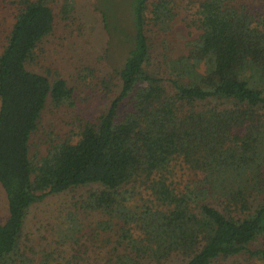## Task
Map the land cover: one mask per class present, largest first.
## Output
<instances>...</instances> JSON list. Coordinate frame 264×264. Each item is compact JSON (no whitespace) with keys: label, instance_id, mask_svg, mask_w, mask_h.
I'll return each instance as SVG.
<instances>
[{"label":"trees","instance_id":"1","mask_svg":"<svg viewBox=\"0 0 264 264\" xmlns=\"http://www.w3.org/2000/svg\"><path fill=\"white\" fill-rule=\"evenodd\" d=\"M118 1L103 0L106 27L118 24L108 20L119 15ZM0 3V185L7 201L0 264H87L114 230L102 264H216L240 254L264 264V16L238 0H187L183 10L198 36L150 70V33H167L180 4L128 0L120 64L100 76L88 65L76 74L112 95L107 108L67 137H48L44 154L31 156L46 106L75 104L64 78L35 69L42 42L56 17L69 27L80 21L73 0ZM176 163L199 173L198 183L178 188ZM89 184L99 188L72 203L50 248L37 261L27 255L21 238L30 208ZM94 213L102 219H81ZM255 242L260 247L249 248ZM172 256L180 261L167 262Z\"/></svg>","mask_w":264,"mask_h":264},{"label":"rangeland","instance_id":"2","mask_svg":"<svg viewBox=\"0 0 264 264\" xmlns=\"http://www.w3.org/2000/svg\"><path fill=\"white\" fill-rule=\"evenodd\" d=\"M176 1L180 4V12L172 22L171 29L167 33H150L152 45L149 61L150 70L158 68L161 55L173 57L184 53L186 43L199 34L197 29L188 25L187 13L183 10L187 0ZM238 1L247 5L255 16L259 18L264 16V0ZM73 2L75 15L80 24L69 27L59 22L56 17L53 33L42 42V58L35 69L40 72H44L45 68L52 73L56 71L73 88L75 104L69 108H53L49 104L46 106L38 130L31 135L29 146L31 156L44 154L45 141L48 137L52 138L54 135L60 138L67 137L76 130L75 125L80 121L94 119L107 108L112 95H101L90 84L78 81L76 74L79 68L85 65L94 68L99 76L107 73L111 68L120 64L123 48L128 46L123 39L127 33L125 31H128V24L126 23H128L129 17L125 10L128 6H126L128 0L114 3L119 15L116 19L110 16L108 20L110 22L111 20H118V24L113 26L110 23L107 27L103 23L100 9L109 4H105L103 0H73ZM1 33L0 30V37L2 36ZM171 175V180L178 188L192 187L200 179L199 173L185 167L182 168L178 163L172 166ZM98 188L99 186L96 184L75 187L61 194L49 195L42 202L32 206L26 217L21 238L22 248L26 254L34 257L37 261L41 257L42 249L50 248L48 245L54 241L53 238H56V224L64 219L67 211L72 208V203L75 200L83 199L90 191ZM207 201L220 207L212 199H207ZM6 215V194L0 185V222L4 221ZM81 219L86 224L88 221L102 219V215L98 213L88 214L83 215ZM104 234V239L110 244L101 252L88 254L87 264H102L106 260L111 247L114 245L115 230ZM258 247H260V242L249 245L251 249ZM179 261V256H172L167 262L178 263ZM142 264L152 263L146 260ZM216 264H260V261L246 254H240Z\"/></svg>","mask_w":264,"mask_h":264}]
</instances>
